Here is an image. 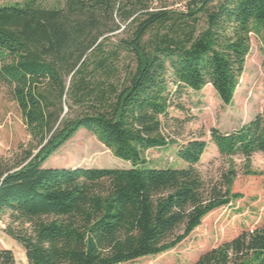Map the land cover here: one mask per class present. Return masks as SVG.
Listing matches in <instances>:
<instances>
[{
	"label": "trees",
	"instance_id": "obj_1",
	"mask_svg": "<svg viewBox=\"0 0 264 264\" xmlns=\"http://www.w3.org/2000/svg\"><path fill=\"white\" fill-rule=\"evenodd\" d=\"M41 0L0 5V84L31 137L14 167L0 163V220L28 264H128L171 251L227 208L236 172L208 184V143L181 146L185 169L150 167L176 140L170 110L212 86L231 105L252 35L264 42V0ZM81 129L130 169L46 168ZM175 133V132H172ZM181 135V134H175ZM222 156L264 153V113L233 133L211 131ZM250 175H255L250 172ZM0 264H17L0 247ZM194 264H264V227L245 230Z\"/></svg>",
	"mask_w": 264,
	"mask_h": 264
},
{
	"label": "rangeland",
	"instance_id": "obj_2",
	"mask_svg": "<svg viewBox=\"0 0 264 264\" xmlns=\"http://www.w3.org/2000/svg\"><path fill=\"white\" fill-rule=\"evenodd\" d=\"M24 1L0 0V5ZM41 1L47 7L63 4V0ZM172 2H176L175 8L182 9L187 0ZM178 104H182L184 110L173 107L170 116L178 119L182 128L174 129L172 132L175 133L167 131L176 143L150 151L147 154L149 166L157 169H185L187 164L177 157L179 148L191 140L202 139L208 143V147L197 167L199 172L211 184L219 182L224 174L234 170L237 177L232 193L241 194L242 199L208 216L201 227L175 249L128 264H194L204 253L232 240L243 231L264 227V153L251 158L222 156L211 137L213 129L233 133L264 113L263 37L252 35L245 72L231 105H224L212 86L201 91H185ZM178 133L181 135H175ZM30 143L31 137L18 105L8 88L0 84V163L5 167L16 166L26 157ZM45 167L121 170L130 169L131 164L115 158L95 136L81 129L46 161ZM250 172L255 175H250ZM10 223L9 216L0 220V247L14 246L15 252L12 251L19 264H22L23 248L5 233Z\"/></svg>",
	"mask_w": 264,
	"mask_h": 264
},
{
	"label": "crops",
	"instance_id": "obj_3",
	"mask_svg": "<svg viewBox=\"0 0 264 264\" xmlns=\"http://www.w3.org/2000/svg\"><path fill=\"white\" fill-rule=\"evenodd\" d=\"M13 244H15V243L13 242ZM4 248L11 249V250H13L15 252L14 246H12V245L10 247L5 246ZM16 261H17V264H19V261H18L17 257H16ZM21 263L22 264H28V260H27L26 253H25L24 250H23L22 256H21Z\"/></svg>",
	"mask_w": 264,
	"mask_h": 264
}]
</instances>
